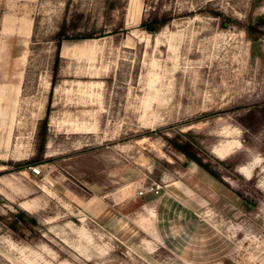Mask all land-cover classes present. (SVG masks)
Segmentation results:
<instances>
[{"label":"rangeland","instance_id":"obj_1","mask_svg":"<svg viewBox=\"0 0 264 264\" xmlns=\"http://www.w3.org/2000/svg\"><path fill=\"white\" fill-rule=\"evenodd\" d=\"M257 15L264 0H0V264H264ZM58 33L87 38L54 75Z\"/></svg>","mask_w":264,"mask_h":264},{"label":"trees","instance_id":"obj_2","mask_svg":"<svg viewBox=\"0 0 264 264\" xmlns=\"http://www.w3.org/2000/svg\"><path fill=\"white\" fill-rule=\"evenodd\" d=\"M227 20L229 21L230 18L227 17ZM165 19H159V18H155L152 19L150 21H148L147 23H144L143 26H145L146 29L151 30V31H157L161 28V26H163V24L165 23ZM261 24H264V15H257V16H252L250 17L249 23L246 26V30L248 33V36L250 37V39L252 40V42L255 44L258 39L259 36L257 35V33L260 31V26ZM58 37V38H57ZM56 37V60H55V65H54V70H53V74L56 75L57 71H58V61H59V56H60V52H61V47L64 41H69V42H75V41H79L82 40L84 38H87L86 35L84 34H76L73 35L71 37H63L62 33H58ZM52 85H54V81H52ZM48 120V118L46 117L44 119V123H46ZM44 142V139H43ZM42 142V145H43ZM179 151L183 152L184 154H186L187 156H189L193 161H195L200 167H202L203 169H205L206 171H208L209 173H211L213 176L218 177V173L217 171H215L211 164L207 161H205V159L201 156H199L193 148L191 147H181L180 145H175ZM12 227H16L15 224H12Z\"/></svg>","mask_w":264,"mask_h":264},{"label":"built area","instance_id":"obj_3","mask_svg":"<svg viewBox=\"0 0 264 264\" xmlns=\"http://www.w3.org/2000/svg\"><path fill=\"white\" fill-rule=\"evenodd\" d=\"M32 173L35 176H39L41 175V169L38 166H32ZM161 188V185L155 184V183H147L145 185H143V187L138 191L139 195H145V194H149V193H153V192H159V189Z\"/></svg>","mask_w":264,"mask_h":264}]
</instances>
